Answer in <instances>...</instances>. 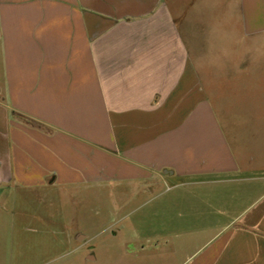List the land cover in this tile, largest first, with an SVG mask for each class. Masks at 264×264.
Returning a JSON list of instances; mask_svg holds the SVG:
<instances>
[{
	"label": "crops",
	"instance_id": "0c3cea01",
	"mask_svg": "<svg viewBox=\"0 0 264 264\" xmlns=\"http://www.w3.org/2000/svg\"><path fill=\"white\" fill-rule=\"evenodd\" d=\"M125 190L145 264H264V0H0V238Z\"/></svg>",
	"mask_w": 264,
	"mask_h": 264
},
{
	"label": "rangeland",
	"instance_id": "374dc122",
	"mask_svg": "<svg viewBox=\"0 0 264 264\" xmlns=\"http://www.w3.org/2000/svg\"><path fill=\"white\" fill-rule=\"evenodd\" d=\"M125 192L105 196V200L96 193L94 201L90 197L88 210L71 209L67 219L53 218L44 226L32 222L24 236L0 238V264H145L138 259L140 246L152 245L158 233L172 234V228L163 223L167 214L175 221L185 215L182 196L175 193L153 199L154 195L145 194L135 199L131 190ZM75 200L71 202L83 203L82 195ZM168 202L178 206L168 211ZM82 230L89 242L74 241L73 233Z\"/></svg>",
	"mask_w": 264,
	"mask_h": 264
}]
</instances>
